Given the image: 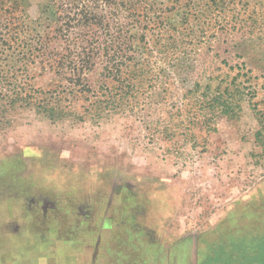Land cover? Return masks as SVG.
<instances>
[{
  "label": "rangeland",
  "instance_id": "obj_1",
  "mask_svg": "<svg viewBox=\"0 0 264 264\" xmlns=\"http://www.w3.org/2000/svg\"><path fill=\"white\" fill-rule=\"evenodd\" d=\"M72 1L0 0V24H19L0 37L52 38L53 64L60 36L118 37L111 53L143 56L146 80L119 81L103 52L80 82L31 67L71 113L0 112V264H264V231L213 261L212 241L205 261L174 253L264 214V0Z\"/></svg>",
  "mask_w": 264,
  "mask_h": 264
},
{
  "label": "trees",
  "instance_id": "obj_2",
  "mask_svg": "<svg viewBox=\"0 0 264 264\" xmlns=\"http://www.w3.org/2000/svg\"><path fill=\"white\" fill-rule=\"evenodd\" d=\"M80 0H73L72 2L64 4L66 7L72 9L75 3H78ZM116 0H100V3L105 5H115ZM123 5V4H122ZM95 8L100 7L95 5ZM82 16L86 19L85 21L78 20V22L70 18L66 21L67 25L70 23V26H85V22L90 19L89 12L81 11ZM102 23L105 24V27H108L109 24L103 20L101 17ZM18 28L19 24L12 25L11 22H6L5 24H0L2 28ZM21 27V26H20ZM13 29L9 30L12 31ZM114 37V36H111ZM115 39L104 40L103 38H93L91 40L86 39L81 35L74 36H60L58 40H62L67 45V51L59 55V59L56 62L50 63L46 60H39V57L42 56L41 50L43 47H46L52 38H32L28 36L23 29H20V34L12 36H1L0 37V112L6 111L8 108H15L17 105L20 107L31 106L36 108L44 116L54 119L59 116H65L71 113V110L67 109V106H62L59 100L61 98L53 99V91L46 90L42 88H36L30 84L29 74L31 73V67H37L40 64H48L51 68L57 69L53 70L58 76L67 79L64 75L65 72H69L71 79L82 81V76L86 68L94 65V57L102 55L105 57L104 69L115 70L118 72L119 81L125 80L126 82H145L146 74L143 66L145 65V58L138 56L132 57V64L127 61L122 60L119 51L117 53H111V50L122 48L125 42H120L118 37ZM57 39V38H55ZM140 39L139 41H144ZM126 46L132 47V44H128L130 37H127ZM163 45V44H160ZM123 48V50L126 48ZM147 42L144 41L142 47L146 48ZM30 48H33L29 50ZM20 49L17 53L14 51ZM147 49V48H146ZM13 50L12 52H10ZM13 58V66L9 67L7 62ZM5 64L3 65V63ZM9 67V68H6ZM44 67V66H42ZM130 68V69H129ZM109 71V72H110ZM114 71V75H117V72ZM115 76L111 79L115 81ZM60 95V92L57 94ZM106 101H96L95 105ZM97 107V106H96ZM227 107V106H226ZM3 108V109H2ZM224 108L223 111H225Z\"/></svg>",
  "mask_w": 264,
  "mask_h": 264
},
{
  "label": "flooded vegetation",
  "instance_id": "obj_3",
  "mask_svg": "<svg viewBox=\"0 0 264 264\" xmlns=\"http://www.w3.org/2000/svg\"><path fill=\"white\" fill-rule=\"evenodd\" d=\"M263 216V218L259 217ZM232 219V218H231ZM229 219L225 220L223 224L218 225L212 230V237L210 236L197 239L195 241H191V246L187 245L186 242H178L174 245V253L176 255H180V257L187 255L188 247H193L195 245L197 249V260L201 262L202 258L204 261L210 256L209 249H210V241H212V261L218 259V252H227L229 250V245L225 244L227 237L233 238L236 235L238 238H241L244 241V237L251 239L255 234H259L260 232L264 231V214L258 215L256 218L252 219L250 223L239 224L236 228H229L227 225L229 224ZM210 240H209V239ZM225 240V241H224ZM206 247L203 251L201 250L200 246ZM209 246V248H208ZM195 254V253H194ZM218 254V255H217ZM209 259V258H208Z\"/></svg>",
  "mask_w": 264,
  "mask_h": 264
}]
</instances>
